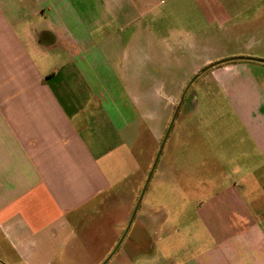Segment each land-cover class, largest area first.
<instances>
[{"label": "crops", "instance_id": "crops-1", "mask_svg": "<svg viewBox=\"0 0 264 264\" xmlns=\"http://www.w3.org/2000/svg\"><path fill=\"white\" fill-rule=\"evenodd\" d=\"M0 264H264V0H0Z\"/></svg>", "mask_w": 264, "mask_h": 264}, {"label": "rangeland", "instance_id": "rangeland-1", "mask_svg": "<svg viewBox=\"0 0 264 264\" xmlns=\"http://www.w3.org/2000/svg\"><path fill=\"white\" fill-rule=\"evenodd\" d=\"M195 59L196 58L193 57L172 58L173 61H172L171 71H172V81L174 82L173 83L174 85L172 89H167L166 92L167 94L169 93L172 94L173 99L176 98L178 102L182 100V105L180 106V108L178 109L174 108L175 110L172 116L174 120L172 129L174 131L177 129L180 130L182 128L195 131L197 128L198 117L205 115L208 116V114L210 113L212 114V112H216V113L220 112L221 101L219 99L221 98V95L217 92V90L211 87L212 85L210 84L203 85V83H201V82H205V83L207 82L209 72L206 71L200 75L196 74L194 76H190V69ZM188 77L189 80L185 84L184 88L182 89L175 88L179 86L180 83L183 84L182 81H184ZM194 103L196 105L195 106L196 110L194 111V114L191 115L189 113L188 104L194 105ZM207 103H215L216 110L213 111L212 104L211 107H209ZM166 148H167V144L163 147V149L159 147L155 154L154 160L157 159V164H158L157 167L165 163L166 153H167ZM141 160H142L141 162L143 163L145 162V154L143 152L141 153ZM149 173L147 175H149ZM154 173L153 175H155ZM155 176L158 175L156 174ZM149 192L150 191L148 189L146 195Z\"/></svg>", "mask_w": 264, "mask_h": 264}]
</instances>
